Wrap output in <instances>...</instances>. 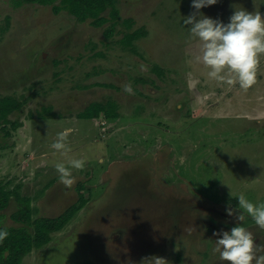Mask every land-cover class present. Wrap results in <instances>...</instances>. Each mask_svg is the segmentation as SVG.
<instances>
[{"label":"rangeland","instance_id":"1","mask_svg":"<svg viewBox=\"0 0 264 264\" xmlns=\"http://www.w3.org/2000/svg\"><path fill=\"white\" fill-rule=\"evenodd\" d=\"M113 3L119 18L107 35L110 23L0 0V96L23 104L0 125V183L30 198L33 219L86 199L22 263L221 264L213 232L236 223L225 208L240 194L264 202V55L246 92L218 84L196 60L199 42L187 40L191 0ZM241 8L264 17V0H218L201 12L227 23ZM136 30L132 47L121 42ZM93 103L118 116H78ZM68 128V155L86 158L71 189L50 147ZM21 207L12 198L0 225L22 226L11 218ZM244 224L264 245V230Z\"/></svg>","mask_w":264,"mask_h":264},{"label":"clouds","instance_id":"2","mask_svg":"<svg viewBox=\"0 0 264 264\" xmlns=\"http://www.w3.org/2000/svg\"><path fill=\"white\" fill-rule=\"evenodd\" d=\"M218 0H191L192 13L183 17V26H188L187 40L198 41L200 54L196 60L208 69L210 80L222 85H238L243 91L251 88L257 79L260 58L264 55V17L256 11L243 8L235 10L225 23L219 18L204 15L201 9L215 5ZM124 92L134 95L133 86L124 85ZM68 128L56 134L51 149L61 159L54 162L59 182L71 189L76 180L72 170H82L86 158H75L71 152ZM238 207H226L227 216L233 217L235 226L228 230L213 232L215 246L221 264H264V245L254 244V235L244 222L250 218L255 226L264 230V202L254 203L245 194L236 197ZM9 231L0 227V245L9 238ZM148 261V260H145ZM165 261L153 257L149 264Z\"/></svg>","mask_w":264,"mask_h":264},{"label":"trees","instance_id":"3","mask_svg":"<svg viewBox=\"0 0 264 264\" xmlns=\"http://www.w3.org/2000/svg\"><path fill=\"white\" fill-rule=\"evenodd\" d=\"M23 4H39L51 6L53 13L58 14L65 10L71 16L81 22L89 20L94 27H101L110 23L112 27L106 31L107 35L113 32V25L119 18V11L113 0H13V5L18 8ZM106 13V14H105ZM143 34L139 31L126 33L121 42L132 47L134 40ZM23 104L19 99L11 96H0V125L7 123L9 116L22 108ZM103 114L104 117H117L118 113L100 103H93L78 114L83 118H94ZM12 198H16L22 207L11 215L15 223L22 226H2L9 231V238L0 245V264H23V259L33 249H38L47 244L53 232L61 230L73 217L79 208L85 205L86 199L79 198V204L70 206L57 217L32 218L31 200L29 197H21L17 192L7 189L0 183V211L7 208ZM23 225L32 226V231Z\"/></svg>","mask_w":264,"mask_h":264}]
</instances>
